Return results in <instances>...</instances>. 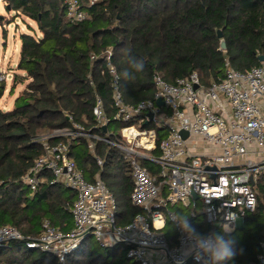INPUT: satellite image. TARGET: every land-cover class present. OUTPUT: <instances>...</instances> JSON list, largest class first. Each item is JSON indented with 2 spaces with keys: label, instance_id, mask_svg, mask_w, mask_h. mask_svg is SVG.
I'll list each match as a JSON object with an SVG mask.
<instances>
[{
  "label": "trees",
  "instance_id": "16d2710c",
  "mask_svg": "<svg viewBox=\"0 0 264 264\" xmlns=\"http://www.w3.org/2000/svg\"><path fill=\"white\" fill-rule=\"evenodd\" d=\"M79 1L89 17L71 23L65 18L64 0H3L6 9L27 17L37 29L34 34L19 35L21 47L16 67L19 73L13 74L9 92L21 83L25 87L11 109H0V227L13 226L24 236L37 235L44 218L63 231L71 229L75 193L51 184L48 176L30 194L21 178L43 154L38 137L70 127L68 117L105 137L103 128L97 126L92 107L98 94L109 118L116 111L105 61L108 50L127 103L152 97L155 73L174 83L195 72L207 86L223 77L226 61L239 71L264 65L258 60L264 57V0H97L91 6L86 0ZM221 40L225 49H220ZM125 48L137 59H143L142 71L129 68L127 57L122 55ZM125 70L133 71L132 78H123ZM5 88L6 84L1 83L0 98ZM132 122H111L107 127L112 132L110 140L120 142V129ZM155 130L156 148L152 154L157 156L159 142L166 133L163 127ZM95 152L104 160L102 168L95 163L83 138L73 141L69 156L87 180L100 174L116 199V223L126 225L143 212L130 201L129 163L117 148L100 140L95 142ZM144 165L152 173L155 171L153 163ZM255 188V211L246 214L242 228L232 232L208 224L197 208L196 214H190V206L180 212V208L174 209L179 218L187 221L191 233L214 238L216 253L222 247L232 250V259L225 263L258 264L260 243L264 241V177L257 180ZM163 231L169 245L174 246L176 234L169 220ZM91 238L86 237L77 250L67 254L65 264H137L126 256L129 246L125 244L101 247L95 241L86 250ZM0 264L59 263L46 252L27 248L24 240H13L0 246ZM185 264L196 263L188 260Z\"/></svg>",
  "mask_w": 264,
  "mask_h": 264
},
{
  "label": "built area",
  "instance_id": "2783aa9c",
  "mask_svg": "<svg viewBox=\"0 0 264 264\" xmlns=\"http://www.w3.org/2000/svg\"><path fill=\"white\" fill-rule=\"evenodd\" d=\"M96 1L86 3L91 6ZM64 12L71 23L89 17L79 0H64ZM105 61L116 111L109 118L98 94L92 107L97 126L103 128L105 137L68 117L70 127L38 137L43 154L21 178L30 194L48 176L51 184L75 193L71 229L63 231L44 218L39 233L30 237L4 225L0 227V246L24 240L27 248L46 252L59 264H65L66 255L91 236L101 247L128 245L126 256L137 264H185L188 260L196 264H227L215 260L214 238L191 233L187 221L179 218L174 208L190 206V214H196L194 208L199 203L205 221L223 231L235 229L246 214L255 211V183L264 177V65L239 71L226 61L223 77L207 86L195 72L174 83L155 73L152 97L127 103L120 91L110 50ZM12 78L11 73L0 71V84L11 82ZM157 99L163 102L162 106L156 104ZM130 120L133 122L120 129L121 141L110 140L112 132L108 125ZM156 127H163L166 134L159 142V154L154 156ZM181 132L187 136L183 138ZM78 138L86 140L99 168L104 160L95 152L97 140L117 148L128 161L132 176L130 201L143 210L130 223H116V199L100 174L87 180L70 158V146ZM146 162L154 164L153 173L144 165ZM193 195L197 198L193 199ZM166 220L175 229L174 246L169 245L163 231ZM257 262L264 264V241L260 243Z\"/></svg>",
  "mask_w": 264,
  "mask_h": 264
},
{
  "label": "rangeland",
  "instance_id": "374dc122",
  "mask_svg": "<svg viewBox=\"0 0 264 264\" xmlns=\"http://www.w3.org/2000/svg\"><path fill=\"white\" fill-rule=\"evenodd\" d=\"M0 17L3 23L0 25V71L18 72L16 62L20 50L19 35L23 32L34 34L37 30L36 24L27 17L6 9L3 0H0ZM9 83H6L7 88L9 87ZM20 86L18 84L12 92L6 90L3 93V96L0 98L1 110H6L14 106V100L23 88ZM198 208L201 209V206H198ZM94 245L95 240L93 238L89 239L86 244V250H90Z\"/></svg>",
  "mask_w": 264,
  "mask_h": 264
},
{
  "label": "clouds",
  "instance_id": "9594fccd",
  "mask_svg": "<svg viewBox=\"0 0 264 264\" xmlns=\"http://www.w3.org/2000/svg\"><path fill=\"white\" fill-rule=\"evenodd\" d=\"M122 55L124 57H127L126 63L129 65V68L135 72H140L144 69V61L143 59H137L134 55H132L130 49H122ZM133 71H127L123 72L121 75L125 79L132 78ZM233 257V252L228 247H222L219 252L215 256V260L218 262H223L226 260H230Z\"/></svg>",
  "mask_w": 264,
  "mask_h": 264
},
{
  "label": "water",
  "instance_id": "95a60500",
  "mask_svg": "<svg viewBox=\"0 0 264 264\" xmlns=\"http://www.w3.org/2000/svg\"><path fill=\"white\" fill-rule=\"evenodd\" d=\"M217 36H218V38H221V36H222L221 31H218V32H217ZM220 49H225V43H224L223 40H221ZM258 60H259L260 62H264V57H263V56H260V57L258 58ZM156 104H157L158 106H162V105H163V102H162L160 99H157V100H156ZM152 115H153L152 112L149 113L150 118H152ZM181 136L184 138V137L187 136V133H186V132H181ZM251 182H252V181H251ZM252 183H253V182H252ZM192 198H193V199H196L197 196H196V195H193ZM241 224H242V223H241ZM241 224L239 225V229L242 228V225H241Z\"/></svg>",
  "mask_w": 264,
  "mask_h": 264
},
{
  "label": "crops",
  "instance_id": "0c3cea01",
  "mask_svg": "<svg viewBox=\"0 0 264 264\" xmlns=\"http://www.w3.org/2000/svg\"><path fill=\"white\" fill-rule=\"evenodd\" d=\"M19 41H20V40H19ZM20 47H21V44H20ZM19 52H20V50H19ZM18 58H19V57H18ZM4 59H5V56H4ZM17 62H18V59H17ZM17 62H16V67H17ZM17 71H18V70H17ZM9 73H11V74L13 75L14 73H19V71H18V72H9ZM8 83H9V82H8ZM20 85H21L23 88L25 87V83H21ZM10 86H11V82L9 83V87H8L9 89H8L7 86H6V88L4 89V92H5L6 90L9 92V90H10ZM21 86H20V87H21ZM23 88H22V89H23ZM22 89H21V90H22ZM21 90H20V91H21ZM20 91H19V92H20ZM9 109H11V108H7L6 110H9ZM198 206H199V205L197 204L196 207H195V208H197V210H196L197 212L200 211V209L198 208ZM182 207H183V208H182ZM185 207H186V206H181V205H180V206L175 207V208H180V209H179V212H180V211H181L182 209H184ZM188 207H189V206H188ZM199 207H200V206H199ZM179 212H178V214H179ZM71 218H72V217H71ZM241 223H242V224H241ZM241 223H239V224L236 226L235 229H233V230H225L224 232H232V231H234V230H239V225L241 224V225L243 226V222H241ZM72 225H73V222H72ZM71 227H72V226H71ZM39 231H40V230H39ZM38 233H39V232H38ZM35 236H36V235H35Z\"/></svg>",
  "mask_w": 264,
  "mask_h": 264
}]
</instances>
